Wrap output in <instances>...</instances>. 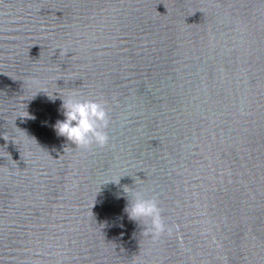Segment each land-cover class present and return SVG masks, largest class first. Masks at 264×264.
<instances>
[{
    "label": "water",
    "instance_id": "1",
    "mask_svg": "<svg viewBox=\"0 0 264 264\" xmlns=\"http://www.w3.org/2000/svg\"><path fill=\"white\" fill-rule=\"evenodd\" d=\"M72 96L105 147L55 133ZM0 264H264V0H0Z\"/></svg>",
    "mask_w": 264,
    "mask_h": 264
},
{
    "label": "clouds",
    "instance_id": "2",
    "mask_svg": "<svg viewBox=\"0 0 264 264\" xmlns=\"http://www.w3.org/2000/svg\"><path fill=\"white\" fill-rule=\"evenodd\" d=\"M61 99L63 119L57 120L53 126L57 136L63 137L75 148L87 149L92 145L105 147L110 139L106 131L110 120L105 105L102 102L82 100L75 96ZM123 193L127 199L123 212L129 221L142 229L143 235L156 240L166 231L170 232L156 199L146 198L144 193L139 191L133 192L130 198L128 187L124 188Z\"/></svg>",
    "mask_w": 264,
    "mask_h": 264
}]
</instances>
